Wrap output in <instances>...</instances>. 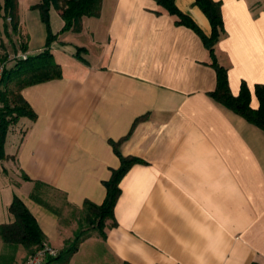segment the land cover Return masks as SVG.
Wrapping results in <instances>:
<instances>
[{
  "label": "crops",
  "instance_id": "crops-1",
  "mask_svg": "<svg viewBox=\"0 0 264 264\" xmlns=\"http://www.w3.org/2000/svg\"><path fill=\"white\" fill-rule=\"evenodd\" d=\"M215 1L224 19L217 58L233 94L246 81L257 108L264 0ZM176 4L212 33L195 0ZM50 20L63 75L23 90L37 118L22 117L8 143L23 180L12 194L61 248L75 224L61 221L36 182L81 211L85 200L103 203L104 182L121 164L111 140L124 138L122 154L142 160L121 181L115 224L87 236L67 264H264V129L212 97L217 72L202 37L157 0H103L101 14L84 16L78 32H61L55 6ZM19 28L26 55L44 49L48 28L38 9L28 6ZM10 205L0 207V224L14 220ZM5 251L0 238V257ZM28 255L20 246L13 264Z\"/></svg>",
  "mask_w": 264,
  "mask_h": 264
},
{
  "label": "trees",
  "instance_id": "trees-1",
  "mask_svg": "<svg viewBox=\"0 0 264 264\" xmlns=\"http://www.w3.org/2000/svg\"><path fill=\"white\" fill-rule=\"evenodd\" d=\"M157 1L176 17L177 24L194 29L209 48L212 59L211 65L217 72V86L210 93L212 97L264 129V84L257 83L254 86V94L259 100V106L254 108L251 105L253 92L248 83L243 81L239 94H233L229 83L228 68L222 65L217 58L215 44L224 32L221 2L195 0V3L204 11L211 22L212 33L207 35L190 15L184 13L177 6L176 0ZM102 5L103 0H40L32 6V8L40 11L41 18L47 25V42L44 49L37 54L30 55L28 58L16 59L14 64L10 66L4 62V74L0 85V158L5 156L4 144L10 125L18 123L22 117H28L32 120L37 118V113L24 97L23 90L30 85L60 78L63 75L62 65L57 61L51 47L52 42L57 40L59 35L53 33L51 27V7L55 6L64 20L61 32L71 29L78 32L82 29L83 17L99 16ZM2 10H4L7 18L12 19L13 28L17 31L20 25L19 0L0 2V15ZM23 49L27 50V42H25ZM82 49L84 48L79 47L76 55L84 59L80 52ZM1 60L0 58V63ZM137 122L138 120L135 121L134 126ZM123 140L124 138L118 141L111 140L115 152L120 157L121 164L118 168L113 169L110 179L104 182L107 193L103 203L97 204L91 200H85L81 210L88 222L98 227L101 232L104 231L109 221L115 224V207L121 195L120 184L122 179L133 165L142 162L139 157L122 154L120 146ZM36 186L47 185L37 181ZM33 196L36 197L35 194ZM9 211L14 215V220L0 224V238L6 246L5 253L0 257V264H13L15 253L20 246H23L30 255L40 248L46 240V235L36 216L19 195H14ZM85 238L83 232L78 233L74 241L64 251H61L57 256L48 257L45 264H67Z\"/></svg>",
  "mask_w": 264,
  "mask_h": 264
},
{
  "label": "rangeland",
  "instance_id": "rangeland-1",
  "mask_svg": "<svg viewBox=\"0 0 264 264\" xmlns=\"http://www.w3.org/2000/svg\"><path fill=\"white\" fill-rule=\"evenodd\" d=\"M38 1L40 0H19V15L21 16V14H23L27 10L28 6L32 8V6ZM0 2L3 3L4 0H0ZM25 42L26 37L21 32L19 26L17 31H15L12 25V19L9 17L7 18L5 16L4 10H2L0 15V58L2 60L0 64L2 65L4 64V62H6L10 66L14 64L16 59L22 58V54L27 53L26 50L23 49ZM28 57L29 56L27 55L26 58ZM18 127L19 125L17 123L10 125V132L8 131L6 136V142H8L7 144L6 142L4 144L5 156L0 158V207L12 203L14 199V194L12 193L15 192L20 180H22L21 176L19 177V170L16 167L15 162L12 160V158L10 159L8 155V153L11 152V149H16L15 147H10L14 144L8 145V143L9 141H11V139L14 140V138L16 137V133L19 134V131H16ZM26 188L28 187L24 186L22 191H24ZM37 188L38 191L40 190L48 196L50 203L48 204L50 209L60 213L59 215L61 217L62 222L70 223L71 221L69 218H71V224H75L74 228L76 229L74 231V236L70 240H68L63 247L57 248L49 241L45 240V242L49 243L53 248L57 250L58 254L61 251H64L65 248H67L74 241L76 235L80 232H83L86 237L93 233L102 234L101 230L98 227L93 226L88 222L86 216L82 214V211H79L77 208H73L71 205L68 204L65 196L62 193L58 191H53L52 188L46 186H37ZM73 219H76V221L74 222Z\"/></svg>",
  "mask_w": 264,
  "mask_h": 264
},
{
  "label": "built area",
  "instance_id": "built-area-1",
  "mask_svg": "<svg viewBox=\"0 0 264 264\" xmlns=\"http://www.w3.org/2000/svg\"><path fill=\"white\" fill-rule=\"evenodd\" d=\"M22 58H26V54H22ZM5 65H0V85L4 74ZM1 107V104H0ZM58 252L49 243L44 242L43 245L38 248L34 253L28 255L22 264H45L48 257L57 256Z\"/></svg>",
  "mask_w": 264,
  "mask_h": 264
}]
</instances>
